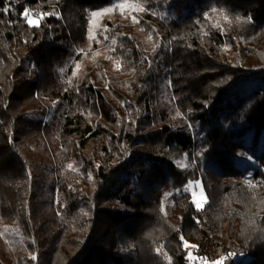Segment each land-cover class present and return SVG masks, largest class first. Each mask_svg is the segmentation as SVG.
<instances>
[{
  "label": "trees",
  "instance_id": "trees-1",
  "mask_svg": "<svg viewBox=\"0 0 264 264\" xmlns=\"http://www.w3.org/2000/svg\"><path fill=\"white\" fill-rule=\"evenodd\" d=\"M119 1L0 0V264H264V0H130L92 42Z\"/></svg>",
  "mask_w": 264,
  "mask_h": 264
},
{
  "label": "rangeland",
  "instance_id": "rangeland-1",
  "mask_svg": "<svg viewBox=\"0 0 264 264\" xmlns=\"http://www.w3.org/2000/svg\"><path fill=\"white\" fill-rule=\"evenodd\" d=\"M121 4L127 5L125 8L119 7ZM108 11H105V10ZM140 6L130 0H122L117 2L114 5H111L106 8H101L97 10H92L89 13L88 18V31L89 36L92 42L94 41H100L102 38L99 34L105 35V30L108 26V23H116L117 21H126L127 19H135L136 13L140 12ZM93 12H101L100 16L93 17ZM31 19H37L34 17H30ZM99 43V42H98ZM98 45H101L99 43ZM103 54L102 48L98 51L94 52V58H98ZM86 56V55H85ZM91 61L89 58H84L82 62H78L76 64V71H79L80 68H83L82 66H86ZM252 139L251 135H248L244 138L245 141L250 143ZM26 148L28 149L30 156H38L39 162L37 164V167L35 168V174L37 175V196L36 200H38V204L42 207L46 218L50 221L52 219L53 215V209L54 204L56 203V200H54V196L52 194V182H53V166H54V156L51 154V151L49 148L45 147V144L42 140L39 141V144H34L29 141L25 142ZM260 147H264V133L261 136V142ZM250 154L248 155V157ZM36 158V160H38ZM182 164H186V161H180ZM240 164L242 167H246L248 165V160L241 159ZM192 189L195 193V200L201 199L203 197V204L207 201L205 197L204 190L202 188L201 183L196 182L191 184ZM12 229L11 227H7L6 229ZM3 238V239H2ZM9 240V238L3 233L2 227H0V246L1 244L4 245L5 241ZM9 243H20L21 246L24 245V240L21 238H18V240H10Z\"/></svg>",
  "mask_w": 264,
  "mask_h": 264
},
{
  "label": "snow or ice",
  "instance_id": "snow-or-ice-1",
  "mask_svg": "<svg viewBox=\"0 0 264 264\" xmlns=\"http://www.w3.org/2000/svg\"><path fill=\"white\" fill-rule=\"evenodd\" d=\"M16 2H18V0H16ZM119 7L125 8V7H127V5L121 4ZM9 10L10 9L8 7H5V8L2 9V11H4L5 13H7ZM141 10H143V9H141ZM105 11H108V10L106 9ZM55 14L56 13H41L40 17L42 19L46 15H55ZM22 15H23V17L28 18L27 19V23L29 25H32L34 27H39L40 20L39 19H31V18H29L31 16V13H30V11L28 9H25L24 12L22 13ZM92 15H93V17L100 16L101 12H93ZM200 155H202V153H196V156H200ZM177 163L181 167H193L195 165V162H193L192 164H182L180 161H177ZM69 167L71 168L72 165H69ZM189 187H191V185H189ZM203 202H204L203 201V197H201V199H196L195 200V204H196L197 209H200L202 207ZM32 259L35 260L36 257L33 256Z\"/></svg>",
  "mask_w": 264,
  "mask_h": 264
}]
</instances>
